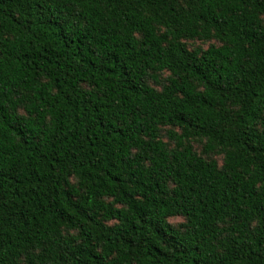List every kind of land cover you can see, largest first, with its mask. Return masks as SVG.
Returning <instances> with one entry per match:
<instances>
[{"label":"trees","instance_id":"16d2710c","mask_svg":"<svg viewBox=\"0 0 264 264\" xmlns=\"http://www.w3.org/2000/svg\"><path fill=\"white\" fill-rule=\"evenodd\" d=\"M0 264H264V0H0Z\"/></svg>","mask_w":264,"mask_h":264},{"label":"rangeland","instance_id":"374dc122","mask_svg":"<svg viewBox=\"0 0 264 264\" xmlns=\"http://www.w3.org/2000/svg\"><path fill=\"white\" fill-rule=\"evenodd\" d=\"M170 220L172 222H178L180 220V218L179 217H172Z\"/></svg>","mask_w":264,"mask_h":264}]
</instances>
